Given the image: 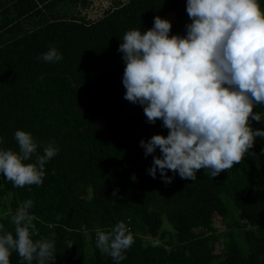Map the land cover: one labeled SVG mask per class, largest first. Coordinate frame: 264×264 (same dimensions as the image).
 Returning <instances> with one entry per match:
<instances>
[{"label": "trees", "instance_id": "16d2710c", "mask_svg": "<svg viewBox=\"0 0 264 264\" xmlns=\"http://www.w3.org/2000/svg\"><path fill=\"white\" fill-rule=\"evenodd\" d=\"M186 8L187 0H0V149L18 151L17 130L38 143L25 163L49 143L58 148L41 186L14 187L0 173V224L14 234L8 214L31 200L33 239L55 241L54 264H116L96 247V230L119 222L135 241L119 264H264V138L216 177L169 170L165 184L147 171L159 149L146 158L140 141L169 130L124 99V34H143L160 16L170 38L185 36ZM52 47L60 61L38 59ZM253 111L262 119L250 117L251 126L264 130V104ZM10 264H21L18 253Z\"/></svg>", "mask_w": 264, "mask_h": 264}, {"label": "clouds", "instance_id": "9594fccd", "mask_svg": "<svg viewBox=\"0 0 264 264\" xmlns=\"http://www.w3.org/2000/svg\"><path fill=\"white\" fill-rule=\"evenodd\" d=\"M186 11L192 22L185 36L170 38L171 22L156 16L147 32H126L118 48L126 65L124 99L142 106L149 124L160 119L169 130L167 137L140 141L146 158L159 149L147 171L153 179L159 171L165 184L173 179L169 170L185 180L195 181L201 169L216 177L246 153L254 155L249 150L255 139L264 138V130L254 129L249 119L261 122L253 108L264 104V12L257 0H187ZM38 59L57 62L62 55L52 47ZM14 137L18 151L0 149V173L14 187L41 186L45 164L58 148L49 143L35 162L25 163L38 143L30 132L17 130ZM32 207L26 200L8 214L14 234L0 224V264H10L13 252L21 264H54L55 241L33 239L39 233ZM96 236V247L116 264L135 242L124 222L111 231L98 228Z\"/></svg>", "mask_w": 264, "mask_h": 264}, {"label": "rangeland", "instance_id": "374dc122", "mask_svg": "<svg viewBox=\"0 0 264 264\" xmlns=\"http://www.w3.org/2000/svg\"><path fill=\"white\" fill-rule=\"evenodd\" d=\"M86 9H88V6H87V8L82 9L80 14H82L84 11H86ZM90 11H94V14H95V15H98V14H99V11H98L97 9H89L88 12L90 13ZM213 226H214V227L216 228V230H218V231L223 230V226H222V224H220L219 221H215V220H214V222H213Z\"/></svg>", "mask_w": 264, "mask_h": 264}]
</instances>
